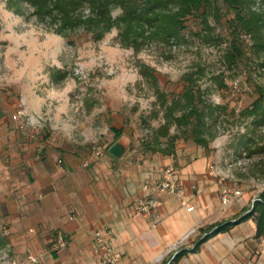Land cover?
Returning a JSON list of instances; mask_svg holds the SVG:
<instances>
[{"label": "rangeland", "instance_id": "1", "mask_svg": "<svg viewBox=\"0 0 264 264\" xmlns=\"http://www.w3.org/2000/svg\"><path fill=\"white\" fill-rule=\"evenodd\" d=\"M252 6L264 13V0H252ZM120 13L119 7L113 8L114 16ZM51 25L27 3L11 7L8 0H0L1 171L8 166L7 156L37 154L43 147L77 150L90 158L114 157L109 146L121 128L120 139L131 160L151 155L143 143L168 121L164 95L181 91L184 76L197 71L194 76L203 98L216 108L207 119L211 149L217 140L241 148L253 159L249 172L254 183L263 188L264 35L260 42L245 37L246 53L233 70L223 61L226 44L203 41L195 34L200 23L192 17L185 39L169 43L154 39L138 51L122 44L117 27L93 40L82 30L65 37ZM218 30L226 33L224 25ZM145 65L155 70L157 85L142 73ZM182 130L175 123L170 126V133L180 136L176 148L183 157L194 155L197 148L203 151ZM161 141L165 146L166 138ZM169 166L178 168L175 162ZM2 177L8 191L10 179ZM14 188H9L12 194L17 192ZM4 191L0 188V195ZM3 208L0 205V211ZM1 222L4 231L6 223ZM2 237L0 264L11 254L6 236Z\"/></svg>", "mask_w": 264, "mask_h": 264}, {"label": "crops", "instance_id": "2", "mask_svg": "<svg viewBox=\"0 0 264 264\" xmlns=\"http://www.w3.org/2000/svg\"><path fill=\"white\" fill-rule=\"evenodd\" d=\"M213 148H197L190 157L179 150L172 155L152 153L137 161L128 151L120 158H90L51 147L7 156L8 166L0 171L10 180L6 191L0 175L5 190L0 221L7 225L1 231L11 254L1 264H99L95 231L103 226L113 230L112 245L122 264H170L176 250L186 252L174 264H264V235L256 236L255 215L239 221L256 201H264V188L249 172L253 159L219 140ZM171 162L183 176L178 192L157 191V204L141 212L138 203L147 192L143 186L159 182ZM216 162L224 168L221 175L210 170ZM11 187L17 192L12 194ZM225 188L241 192L229 207L220 198ZM190 206L194 210L188 211ZM227 222H233L229 230L211 235L194 249L212 227ZM58 229L66 235V247L49 252ZM30 252L41 257L38 263H26Z\"/></svg>", "mask_w": 264, "mask_h": 264}, {"label": "trees", "instance_id": "3", "mask_svg": "<svg viewBox=\"0 0 264 264\" xmlns=\"http://www.w3.org/2000/svg\"><path fill=\"white\" fill-rule=\"evenodd\" d=\"M29 4L37 17L50 19L54 32L65 37L82 30L93 40L102 39L114 27L118 28L119 40L136 51L147 41L158 39L169 43L185 39L187 22L192 17L200 23L196 35L207 43L226 44L223 61L229 69H236L246 53L248 44L245 37L260 42L264 33V13L252 6V0H8L11 7L21 3ZM119 7L121 13L113 15V8ZM88 9V13L85 10ZM224 25L226 33L219 31ZM264 42V41H263ZM253 48L256 43L251 45ZM197 72V71H195ZM195 72L184 76L185 85L178 93L164 95L162 104L166 107L167 123L159 129L151 140L143 143L145 149L163 155L175 154L178 134L170 133L171 124L183 128L182 135L191 138L198 146L210 149L207 134V119L216 108L207 102L201 93ZM142 73L155 85L159 78L155 70L147 65ZM221 81V79H220ZM123 129L117 130L119 140ZM161 138H166L162 145ZM113 142L109 148L115 143ZM264 200V197H262ZM255 215L257 237L264 235V201H256L251 212L239 221ZM233 222L212 227V232L202 238L194 247L211 235L231 228ZM0 229V245L4 243ZM180 250L170 264L176 263L184 254Z\"/></svg>", "mask_w": 264, "mask_h": 264}, {"label": "built area", "instance_id": "4", "mask_svg": "<svg viewBox=\"0 0 264 264\" xmlns=\"http://www.w3.org/2000/svg\"><path fill=\"white\" fill-rule=\"evenodd\" d=\"M228 167L232 166L231 162L227 161ZM210 170L217 175H221L224 171V168L220 165V162L212 163L210 165ZM183 176L176 171L172 166H165L162 171V177L159 182L155 183H145L143 186L146 192V197L140 199L138 203V209L147 213L150 210V207L157 204L156 200L153 198V195L157 191H165L169 194H176L182 184ZM264 188V183L261 185ZM193 189H197V184H192ZM240 190L234 188H225L221 193V202L225 206H231L234 201L240 197ZM188 211L194 210V206L187 208ZM113 230L108 226H103L95 231V253L99 260V264H122L119 254L115 251L113 245ZM67 240L65 233L58 229L55 232L53 240L51 242L49 252L61 251L66 247ZM264 247V246H263ZM177 249V245L174 247ZM178 251L176 250L174 255ZM41 257L33 252H30L27 255L26 263L34 262L38 263ZM23 261L14 260L13 264H22Z\"/></svg>", "mask_w": 264, "mask_h": 264}, {"label": "water", "instance_id": "5", "mask_svg": "<svg viewBox=\"0 0 264 264\" xmlns=\"http://www.w3.org/2000/svg\"><path fill=\"white\" fill-rule=\"evenodd\" d=\"M126 149V143L122 139H119L109 148V151L114 157L120 158L126 152Z\"/></svg>", "mask_w": 264, "mask_h": 264}]
</instances>
